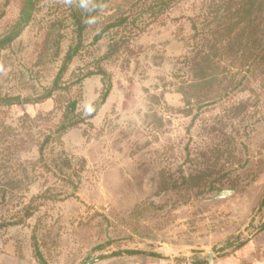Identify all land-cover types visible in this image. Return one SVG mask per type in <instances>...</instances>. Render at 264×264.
Here are the masks:
<instances>
[{"label": "rangeland", "instance_id": "374dc122", "mask_svg": "<svg viewBox=\"0 0 264 264\" xmlns=\"http://www.w3.org/2000/svg\"><path fill=\"white\" fill-rule=\"evenodd\" d=\"M5 1L0 0V7ZM124 1H109L89 26L65 80L76 82L95 71L108 49V36L95 42L94 36L127 7ZM221 1L180 0L144 32L132 33L130 49L102 62L112 76L108 111L48 144L42 159L38 140L50 123L39 115L54 110L55 101L15 104L2 114L15 132L0 141V264H40L35 239L49 264H109L123 242L96 250L108 236L150 235L147 248L174 243L194 259H206L209 248L218 257L229 255L257 237L264 220V74L257 77L242 67L241 54L219 51L206 61L207 40L218 39L213 10ZM67 2L42 0L34 22L10 49L0 51V81L6 91L38 96L35 92L52 80L60 61H49L48 32L55 18L67 16ZM7 10L6 19L17 11L13 4ZM69 22L64 21L60 58L72 43ZM20 73L27 82L23 89ZM209 74L214 78L201 77ZM244 75L238 91L220 95L229 81ZM73 90H81V107H88L102 97L105 85L101 75H93ZM242 101V111L231 110ZM26 114L36 120H23ZM59 117L56 113L51 119ZM63 156L78 160L64 165ZM215 163L218 171L240 177L234 187H225L233 194L207 201L213 193L183 205L176 204L181 203L178 196H153L163 169L178 178ZM150 195L151 201L167 205L148 213L137 206L126 218ZM230 238L234 245L223 249Z\"/></svg>", "mask_w": 264, "mask_h": 264}, {"label": "trees", "instance_id": "16d2710c", "mask_svg": "<svg viewBox=\"0 0 264 264\" xmlns=\"http://www.w3.org/2000/svg\"><path fill=\"white\" fill-rule=\"evenodd\" d=\"M42 0H6L0 7V51L8 50L12 47L14 42L23 34L24 30L34 22L37 12L40 10V3ZM111 0H68L67 2V16L55 18L50 23L49 36V61H60L56 73L48 85L40 88L39 92L22 95L13 94L5 90L3 83L0 81V141L6 142L9 135H13L15 127L5 122L2 114H6L8 110L15 104L20 103H38L43 102L49 98L55 101V109L39 115L45 118L46 123H50L47 127V132L43 134L42 140H38V150L40 158L44 156V151L48 144L53 141H59L60 137L68 130L79 126L82 123L88 122V119L97 115L98 111L104 104L110 89L112 87V76L108 70L103 66L102 62L118 55L121 51H126L129 48V39L132 33L140 34L144 32L148 26L160 19L180 0H126L127 7L124 10L111 17L110 20L103 24L99 33L94 36V42L108 36L107 51L97 60L95 71L89 70L84 73L76 82L65 80L71 63L80 54L84 43L89 24L85 23L90 17H97L101 11L105 10L106 4ZM13 4L17 11L6 19L7 7ZM83 5V6H82ZM214 22L216 23L214 35L217 40H207L205 44L209 48L206 61L213 59L219 51H223L228 55L237 57L241 54V66L246 68L249 73L256 74L257 77L264 74V0H223L217 4L213 10ZM69 19V25L72 27L70 36H72V43L64 52L63 57L60 58L63 52L61 42L64 39L63 26L64 21ZM52 41V43H51ZM238 59V58H236ZM259 67V68H258ZM258 68V69H257ZM244 71V69H242ZM74 73V72H71ZM21 74L22 89L26 88L27 82L24 73ZM93 75H101L105 85V92L102 97L90 104L88 107H81L83 95L81 90H73L77 82H82L84 79ZM215 74L208 76H201L204 78L213 79ZM107 81L104 82V79ZM246 75L240 81H229L224 86V93L221 96L229 95L240 89V85L244 82ZM4 80L3 78H0ZM226 80V78H225ZM248 82V79H247ZM254 92V88L250 89ZM187 105L191 104V100H186ZM201 101V100H200ZM199 100L197 102H200ZM185 104V107H187ZM246 101L235 104L231 107L234 112L242 111ZM179 107H182L180 105ZM190 110H186V114H190ZM59 113L60 117L54 121L51 119L54 114ZM23 120L35 121L36 119L30 115H25ZM21 134V133H20ZM230 137V136H229ZM233 140V138H232ZM231 140V141H232ZM14 145V144H13ZM18 148V146H17ZM233 157V152L229 154ZM218 157V156H217ZM77 157L63 156L61 161L64 165L74 166ZM231 162V159H227ZM248 160L244 164H247ZM216 163L212 166H206L204 169L197 170L187 175H181L176 178L170 174L166 169L159 173V180L156 183V193L159 196L162 193L170 194L169 198L179 197L181 203L179 205L188 204L190 201L200 198H205L207 195L217 193L226 186H232L239 181L240 177L232 178L228 173H222L216 168ZM243 167V166H242ZM44 197H50L43 195ZM54 197V196H53ZM168 198V199H169ZM169 199V200H170ZM167 203L157 204L155 201H149L142 209L148 213L149 211H158L163 209ZM32 213L27 212L30 216ZM105 220L108 218L103 216ZM139 218L136 222L139 223ZM135 222V223H136ZM149 229V228H147ZM108 240L104 244H99L96 250H101L105 246L117 242H130L134 239L129 235L126 240L112 239L108 236ZM233 238L227 242L228 247H232ZM35 257L40 264H49L41 251L36 239L33 241ZM241 243L236 248L242 246ZM118 245V244H117ZM121 243L118 245V250L111 253V256L121 255V253H128V250L121 251ZM107 257L102 256L101 258Z\"/></svg>", "mask_w": 264, "mask_h": 264}, {"label": "crops", "instance_id": "0c3cea01", "mask_svg": "<svg viewBox=\"0 0 264 264\" xmlns=\"http://www.w3.org/2000/svg\"><path fill=\"white\" fill-rule=\"evenodd\" d=\"M115 89V88H114ZM113 89V91H114ZM113 97V93L103 107L99 110V114L108 111L109 102ZM257 237L255 239H248L242 246L234 248L233 253L224 254L218 257L213 248L206 250V259L204 258H190L189 252L183 251L178 245L174 243L161 242L159 247L150 249L147 248L152 242V237L134 238L130 246L126 247L122 243L121 251L128 250V253H121V255L113 256L112 263L109 264H209L210 254H213L215 264H264V220L261 221ZM230 247L223 245V249ZM156 251V252H154ZM178 255H184L182 260L176 259ZM186 256V257H185ZM195 257V256H194ZM181 261V263H180ZM107 262H104L106 264Z\"/></svg>", "mask_w": 264, "mask_h": 264}, {"label": "water", "instance_id": "95a60500", "mask_svg": "<svg viewBox=\"0 0 264 264\" xmlns=\"http://www.w3.org/2000/svg\"><path fill=\"white\" fill-rule=\"evenodd\" d=\"M234 192H235V191H233V190H228V189H226V190H224V191L217 192L216 195L211 196L210 198L207 199V201H216V200H220V199H222V198L227 197L228 195L233 194ZM209 264H215L213 254H210Z\"/></svg>", "mask_w": 264, "mask_h": 264}, {"label": "flooded vegetation", "instance_id": "af4514ba", "mask_svg": "<svg viewBox=\"0 0 264 264\" xmlns=\"http://www.w3.org/2000/svg\"><path fill=\"white\" fill-rule=\"evenodd\" d=\"M48 45H50V44H48ZM224 190H226V188L224 187L223 189H221V191H224ZM155 192V191H154ZM153 195V194H152ZM152 195H150V201L152 200ZM153 196H157V195H155V193H154V195ZM168 196V195H167ZM164 198V197H163ZM147 200V199H146ZM144 201V202H138V205H136L135 206V208H134V210H133V208H132V210L131 211H128L127 212V214H126V218H128L127 217V215L128 214H131V212H134L136 209H137V206H141L142 207V205H146L147 203H149V201ZM144 203V204H143ZM140 207V208H141ZM140 208H138V209H140ZM130 216V215H129ZM144 237H150V235H145V236H137V238H144ZM134 238H136V237H134Z\"/></svg>", "mask_w": 264, "mask_h": 264}, {"label": "clouds", "instance_id": "9594fccd", "mask_svg": "<svg viewBox=\"0 0 264 264\" xmlns=\"http://www.w3.org/2000/svg\"><path fill=\"white\" fill-rule=\"evenodd\" d=\"M83 6V5H82ZM97 22L96 18L95 17H90L89 19H87L85 21V23L91 25V24H95Z\"/></svg>", "mask_w": 264, "mask_h": 264}]
</instances>
